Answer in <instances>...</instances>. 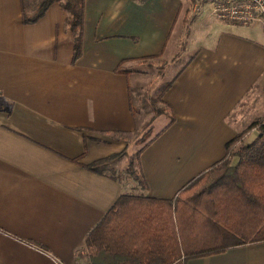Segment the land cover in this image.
Returning <instances> with one entry per match:
<instances>
[{"label": "crops", "instance_id": "crops-1", "mask_svg": "<svg viewBox=\"0 0 264 264\" xmlns=\"http://www.w3.org/2000/svg\"><path fill=\"white\" fill-rule=\"evenodd\" d=\"M65 18L53 3L24 24L20 0H0V264H84L87 235L118 197L172 199L224 157L239 134L229 116L264 81L261 25L217 20L201 2L83 0L76 61ZM182 38L189 57L161 96L174 122L155 137L169 122L159 115L137 158L143 185L111 179L108 162L85 168L135 134L125 66L170 57ZM258 137L251 129L243 147ZM185 264H264V242Z\"/></svg>", "mask_w": 264, "mask_h": 264}, {"label": "trees", "instance_id": "trees-1", "mask_svg": "<svg viewBox=\"0 0 264 264\" xmlns=\"http://www.w3.org/2000/svg\"><path fill=\"white\" fill-rule=\"evenodd\" d=\"M53 3H58L66 13L65 27L72 34L73 61H76L82 52L83 0L36 3L20 0L22 22L35 23ZM122 63L116 72H121ZM161 114L168 116L169 122L155 137L174 122L168 107L155 109L156 116ZM253 128L259 132V146L254 143L234 151ZM150 132L151 129L142 139ZM155 137L140 148L137 157ZM114 157L85 168L101 173L99 165ZM233 158L237 160L235 164ZM109 177L116 180L113 175ZM138 183L143 185L141 180ZM261 242H264V122L252 123L228 141L224 157L188 182L174 198L133 193L118 197L87 235L84 249L88 264H185L188 260Z\"/></svg>", "mask_w": 264, "mask_h": 264}, {"label": "rangeland", "instance_id": "rangeland-1", "mask_svg": "<svg viewBox=\"0 0 264 264\" xmlns=\"http://www.w3.org/2000/svg\"><path fill=\"white\" fill-rule=\"evenodd\" d=\"M28 1L37 2V0ZM188 6L191 7L189 4ZM183 45L184 38L177 44L176 50H173L174 53L170 57H162V55L125 66L129 76L131 105L136 121V131L133 136H126V140L130 139L128 148L116 155L113 160L108 161L106 173L131 182L141 180L137 165V152L153 138L155 132L153 129L159 128L158 126L164 121L163 117L155 115V109L163 107L160 98L164 87L170 83L189 57L188 54L185 55L182 52ZM228 121L234 123L238 133L246 130L252 123L264 122V81L252 86L238 103L234 112L231 113ZM150 129L151 132L142 139ZM243 144L242 140L234 148V151L243 147ZM87 261L88 259L82 263L85 264Z\"/></svg>", "mask_w": 264, "mask_h": 264}, {"label": "built area", "instance_id": "built-area-1", "mask_svg": "<svg viewBox=\"0 0 264 264\" xmlns=\"http://www.w3.org/2000/svg\"><path fill=\"white\" fill-rule=\"evenodd\" d=\"M210 15L239 26L259 23L264 31V0H200ZM198 8V7H197Z\"/></svg>", "mask_w": 264, "mask_h": 264}]
</instances>
